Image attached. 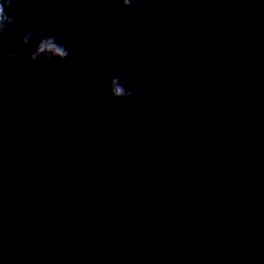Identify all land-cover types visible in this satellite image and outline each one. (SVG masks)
<instances>
[{"label": "water", "instance_id": "water-1", "mask_svg": "<svg viewBox=\"0 0 264 264\" xmlns=\"http://www.w3.org/2000/svg\"><path fill=\"white\" fill-rule=\"evenodd\" d=\"M9 15L0 64L39 36L0 76V264H264V0Z\"/></svg>", "mask_w": 264, "mask_h": 264}, {"label": "clouds", "instance_id": "clouds-1", "mask_svg": "<svg viewBox=\"0 0 264 264\" xmlns=\"http://www.w3.org/2000/svg\"><path fill=\"white\" fill-rule=\"evenodd\" d=\"M159 6L164 8L168 0H158ZM18 0H0V34L4 33L9 25L13 24V18L9 15V10L17 6ZM120 3L125 8H130L133 6L134 0H120ZM39 36L36 31L26 32L19 43L17 44L15 51H10L4 57L8 62L7 65L0 64V76L7 77L19 70L20 64L17 61L23 54V46L29 44V42ZM70 55V52L64 43H58L56 37L53 35L43 36L40 39L39 44L36 46L35 50L29 54V60L36 64L39 63V58L41 56L45 57V63L51 64L52 59L59 58L60 60H66ZM202 55L207 56L208 52H202ZM111 95L113 99L127 101L129 98L133 97V90L129 87H117L116 81H113V87L111 89Z\"/></svg>", "mask_w": 264, "mask_h": 264}]
</instances>
